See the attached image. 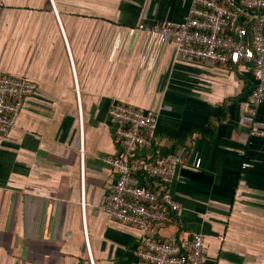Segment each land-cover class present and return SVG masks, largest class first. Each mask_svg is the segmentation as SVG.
Listing matches in <instances>:
<instances>
[{
    "label": "crops",
    "instance_id": "obj_1",
    "mask_svg": "<svg viewBox=\"0 0 264 264\" xmlns=\"http://www.w3.org/2000/svg\"><path fill=\"white\" fill-rule=\"evenodd\" d=\"M54 2L60 19L51 0H0V70L37 83L18 124L0 134V264H93L91 253L95 264H136L141 231L100 207L117 180L106 157L124 151L116 101L157 117L139 155L182 158L170 185L182 207L150 232H203L204 264H264V102L249 110L253 64L181 59L150 29L183 20L191 0ZM244 13L252 32L258 15Z\"/></svg>",
    "mask_w": 264,
    "mask_h": 264
},
{
    "label": "built area",
    "instance_id": "obj_2",
    "mask_svg": "<svg viewBox=\"0 0 264 264\" xmlns=\"http://www.w3.org/2000/svg\"><path fill=\"white\" fill-rule=\"evenodd\" d=\"M51 1L60 19L54 0ZM238 1L247 8L264 12V0ZM139 26L146 28L144 23ZM150 29L159 34L161 41L175 43L181 59L221 64H226L231 59L251 62L256 85L251 93L249 110L255 113L264 102V14L256 17L250 32L242 23L238 8L231 7L222 0H191L189 11L183 20L156 22ZM64 36L66 37L65 31ZM36 88L37 83L31 77L5 74L0 70V134L9 133L18 124L25 100ZM76 88L81 105L79 84ZM110 115L117 123L116 134L124 151L121 155L106 157L117 172V180L101 202V209L109 219L136 226L141 231L136 264H204L207 254L203 232H195L188 237L173 236L165 239L151 233L149 229L152 221L164 220L170 211H179L182 207L170 189L178 164L182 161L181 156L170 153L161 161H154L148 154H138L141 148L152 147L157 128L156 115L123 101H116L112 105ZM80 127L83 164L81 209L90 250L86 222L82 106ZM140 172L153 180V187L142 182ZM90 257L95 264L92 253Z\"/></svg>",
    "mask_w": 264,
    "mask_h": 264
},
{
    "label": "water",
    "instance_id": "obj_3",
    "mask_svg": "<svg viewBox=\"0 0 264 264\" xmlns=\"http://www.w3.org/2000/svg\"><path fill=\"white\" fill-rule=\"evenodd\" d=\"M236 8H238L241 11L250 13V14H256V15H262L264 14L263 11H259V10H254L251 8H247L244 5H242L238 0H229Z\"/></svg>",
    "mask_w": 264,
    "mask_h": 264
},
{
    "label": "trees",
    "instance_id": "obj_4",
    "mask_svg": "<svg viewBox=\"0 0 264 264\" xmlns=\"http://www.w3.org/2000/svg\"><path fill=\"white\" fill-rule=\"evenodd\" d=\"M222 1L225 2L226 4L230 5L231 7H234V8H235V6H234L233 4H231V2H230L229 0H222ZM240 13H241L242 15L245 14V13L242 12V11H240ZM147 185L153 187V186H154V182H152V181L150 182V181H149V183H147ZM169 213H170V212H169ZM169 213H168V215H169Z\"/></svg>",
    "mask_w": 264,
    "mask_h": 264
}]
</instances>
